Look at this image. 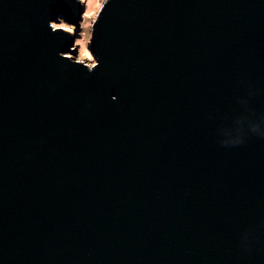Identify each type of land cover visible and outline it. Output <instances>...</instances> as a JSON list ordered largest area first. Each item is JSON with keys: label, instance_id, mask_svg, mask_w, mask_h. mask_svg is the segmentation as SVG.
Here are the masks:
<instances>
[{"label": "water", "instance_id": "water-1", "mask_svg": "<svg viewBox=\"0 0 264 264\" xmlns=\"http://www.w3.org/2000/svg\"><path fill=\"white\" fill-rule=\"evenodd\" d=\"M83 10L0 0V264H264V0Z\"/></svg>", "mask_w": 264, "mask_h": 264}, {"label": "rangeland", "instance_id": "rangeland-1", "mask_svg": "<svg viewBox=\"0 0 264 264\" xmlns=\"http://www.w3.org/2000/svg\"><path fill=\"white\" fill-rule=\"evenodd\" d=\"M84 10L81 15V20L78 23V28H74L73 25H65L64 23L53 24L54 27H60L67 32L74 34V53L73 56L69 54L72 60L82 62L88 66H92L94 61L90 58L87 51L84 49L89 43L91 25L96 16L98 9L100 8L103 0H81ZM67 29V30H66Z\"/></svg>", "mask_w": 264, "mask_h": 264}, {"label": "bare ground", "instance_id": "bare-ground-1", "mask_svg": "<svg viewBox=\"0 0 264 264\" xmlns=\"http://www.w3.org/2000/svg\"><path fill=\"white\" fill-rule=\"evenodd\" d=\"M66 30H67V29H66ZM63 55H64V56H68V57H69V54H67V53H64Z\"/></svg>", "mask_w": 264, "mask_h": 264}]
</instances>
